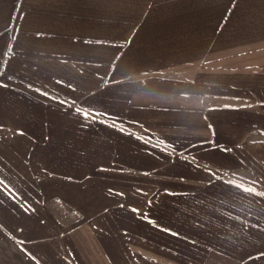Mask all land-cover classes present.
Instances as JSON below:
<instances>
[{"label":"crops","instance_id":"crops-1","mask_svg":"<svg viewBox=\"0 0 264 264\" xmlns=\"http://www.w3.org/2000/svg\"><path fill=\"white\" fill-rule=\"evenodd\" d=\"M0 84V264H264V0H0Z\"/></svg>","mask_w":264,"mask_h":264},{"label":"snow or ice","instance_id":"snow-or-ice-1","mask_svg":"<svg viewBox=\"0 0 264 264\" xmlns=\"http://www.w3.org/2000/svg\"><path fill=\"white\" fill-rule=\"evenodd\" d=\"M0 86L6 87V85H3V84H0ZM79 111H80V109H77V112H79ZM83 114L86 118L88 117V111L87 110H85V112ZM225 151H227V149H225ZM257 195L264 196V193H257Z\"/></svg>","mask_w":264,"mask_h":264}]
</instances>
